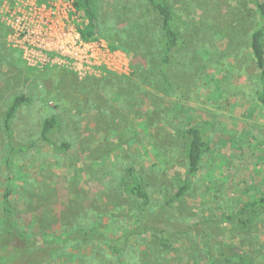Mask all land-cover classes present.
Returning a JSON list of instances; mask_svg holds the SVG:
<instances>
[{"label": "rangeland", "instance_id": "rangeland-1", "mask_svg": "<svg viewBox=\"0 0 264 264\" xmlns=\"http://www.w3.org/2000/svg\"><path fill=\"white\" fill-rule=\"evenodd\" d=\"M14 1L16 6L0 0V211L11 177V200L25 226L55 236L70 226L95 224L117 236L134 219H129L127 197L118 193L125 171L137 169L156 205L163 189H174L186 172L185 143L177 132L197 124L211 136L212 148L190 190L168 214L197 227L175 236L170 247L151 235L133 238L120 257L76 243L67 244L64 255L58 250L56 257L62 262L68 254L67 264H243L208 258L207 240L199 230L203 232L205 218L233 212L251 195L264 192V105L258 99L264 82L250 49L251 33L262 23L257 0H168L182 16L183 44L167 82L155 73L161 56L156 41L141 54L117 49L114 64V56H101L100 62L110 61V70L96 69V75H80L69 63L29 65L9 21L10 14L27 15L28 0ZM144 1L99 0L108 22L95 40L107 43L117 34L123 18H110V9L118 2L143 6L156 38L157 16ZM72 16L78 25L86 22L78 9ZM20 93L32 100L15 118L18 136L35 140L41 122L57 114L62 127L54 139L72 145L60 152L38 143L16 154L9 170L3 119L12 97ZM114 215L124 222H116ZM211 230L264 264V214L249 230L230 223H216Z\"/></svg>", "mask_w": 264, "mask_h": 264}, {"label": "trees", "instance_id": "trees-1", "mask_svg": "<svg viewBox=\"0 0 264 264\" xmlns=\"http://www.w3.org/2000/svg\"><path fill=\"white\" fill-rule=\"evenodd\" d=\"M98 1H73L76 8L82 11L86 18V22L79 25L81 36L86 41L95 40L101 29H106L105 25L108 21L104 18L105 14ZM144 3L157 16L159 35L152 38L151 27L153 24L148 23V19L143 16L145 11L143 6L131 2H118L111 6L110 18L122 16L121 27L117 28L115 37L107 41L114 49L132 51L135 54H141L152 42L156 41L161 50V56L155 73L161 75L167 82L169 70L177 61L176 53L183 44V37L178 28L182 16L178 15L168 0H145ZM254 4L262 23L251 33L250 49L255 64L261 71L262 78L260 79L264 82V0L254 1ZM126 16L129 17L127 20ZM113 30L115 27L111 32ZM127 31H130L131 34L126 33ZM262 86L263 88L258 91V99L264 105V83ZM31 100L32 96L25 93L15 94L3 119L6 150L9 154L5 164L9 170L13 167V157L16 154L33 150L38 143L52 145L60 152H67L72 145L69 141L57 142L54 139L55 133L62 127V119L57 114H52L41 122L35 140L26 141L18 136L14 127L15 118L19 110ZM177 137L185 143L183 153L187 163L186 172L175 180L174 189L169 187L163 189L156 205L152 203L149 183L135 167H129L119 180L118 193L121 197H127L132 207L129 219H134L117 236L106 233L95 224L70 226L55 236L40 232L39 227L36 226H25L27 221L23 219L21 213L20 215L17 213L11 200V177L7 179L1 196L0 264H67L68 254L65 256L66 259L59 262L56 252L61 250L64 255L68 252L66 245L70 246L71 243H76L77 247L89 244L120 257L123 255L126 245L133 238L151 235L155 236L163 247H170L175 236L188 233L194 226H198L196 222H179V220L170 218L168 214L172 206L180 202L190 190L192 178L200 170L204 155L212 148L211 136L197 124L185 126L177 132ZM262 214H264V192L251 195L233 212H227L221 217L205 218L202 221L203 232L201 230L199 232L207 240L205 249L207 257L214 259L217 256L238 260L243 264H262L256 262L233 243L217 238L211 232L212 226H215L216 223H230L242 230H249L256 218ZM114 220L118 223L124 222L119 215H114Z\"/></svg>", "mask_w": 264, "mask_h": 264}, {"label": "built area", "instance_id": "built-area-1", "mask_svg": "<svg viewBox=\"0 0 264 264\" xmlns=\"http://www.w3.org/2000/svg\"><path fill=\"white\" fill-rule=\"evenodd\" d=\"M73 1L28 0L27 15L21 12L20 18L18 13L10 14L9 21L15 28L13 36L22 45L23 56L29 65L41 68L49 63H69L80 75H96V69L110 70V61L100 62L99 58L114 56L110 62L114 64L119 50L111 49L102 40L82 38L78 22L72 16L77 11ZM13 5L16 6L14 0L9 3Z\"/></svg>", "mask_w": 264, "mask_h": 264}]
</instances>
